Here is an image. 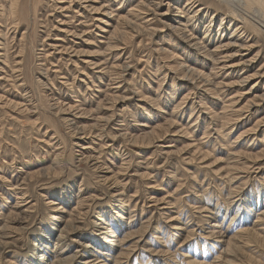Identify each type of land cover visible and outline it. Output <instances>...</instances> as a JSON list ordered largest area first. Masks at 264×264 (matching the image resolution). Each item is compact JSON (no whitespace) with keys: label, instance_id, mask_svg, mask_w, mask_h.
<instances>
[{"label":"rangeland","instance_id":"374dc122","mask_svg":"<svg viewBox=\"0 0 264 264\" xmlns=\"http://www.w3.org/2000/svg\"><path fill=\"white\" fill-rule=\"evenodd\" d=\"M140 1L90 0L84 4L90 6L83 9L77 2L70 5L71 0H20L16 8L21 10L17 13L21 21L14 25L18 17L11 13L13 0H0V225L10 211L18 212L12 216L17 219L8 222L6 232L13 243L1 250V264H7V260L11 264H39L44 258L42 264L58 263L55 240L50 242L48 254L43 255L38 248L39 238L46 227L55 224L54 207L63 205L66 216L74 212L80 200L84 202L79 204L77 230L65 241L68 248L80 250L73 264H94L99 259L98 249L91 253L78 247V239L86 236L104 241L98 237L102 235L100 228L109 224L118 227L116 238L123 240L129 230L141 225L145 228L123 246L135 248L128 261L122 258L120 264H193L195 259L210 262L221 255L227 259V253L222 254L225 241L234 238L235 243L243 245L246 237L253 240L243 247L235 264H264V245L254 239L255 233L264 238V220L257 218L260 210L241 217L245 204L240 215L232 219L235 213L226 211L224 205L239 190L244 199L250 189L264 196V100L259 97L264 92V76H256L264 68V34L248 25L250 37L254 36L250 43L257 45L241 49L240 38L237 45L227 46L236 26H229L230 21L222 23L228 6L219 0H193L197 2L196 9L204 8L191 21L199 25L194 31L198 38H181L164 22L168 15L150 21V26L158 28L149 37L127 25L131 19L146 26V20L153 18ZM186 1L160 0L157 9L166 12L172 4L180 2L182 7ZM117 5L119 9H115ZM63 6L67 9L60 8ZM183 10L173 13L180 23L188 22L187 8ZM96 17L99 20H93ZM210 21L213 39L207 43L210 53L206 54L195 49L194 41L205 40L202 37ZM97 24L105 30L97 28ZM116 28L118 41L111 38ZM159 47L166 51H156ZM241 60L247 61L242 64ZM224 63L230 67L222 69ZM125 64L129 65L126 69ZM188 66L210 75L214 85L205 82L197 88L184 76ZM246 77L248 81L244 82ZM201 100L206 108L218 113L213 123L216 120L219 125L218 132L211 129L212 136L203 139L212 115L200 106L199 121L193 125ZM180 101H185L184 120L179 118L171 126V112ZM70 103L82 104L87 114L68 110ZM59 106L66 110L60 112ZM71 112L82 115L80 124L92 127V132L74 136L61 119ZM100 115L111 116L112 120L98 135L100 126L95 123L102 122L94 118ZM119 128L122 133L129 131L138 136V142L120 137ZM221 129L222 138L213 145L211 140ZM110 133L119 136L113 138ZM160 134L164 136L162 141L147 143ZM167 149H173V154H165ZM229 153L234 157L230 158ZM57 154L64 159L63 170L47 174L45 170L55 166ZM231 163L243 170L236 180L226 173ZM79 187L83 188L81 192ZM118 189L123 191L121 199L113 195ZM195 191L207 194L200 199ZM117 200L131 208L120 211ZM207 200L212 206L219 202L222 212L218 216L215 210L203 208ZM101 217L105 224H100ZM64 224H59L60 229ZM243 227L253 233L243 235ZM213 228L218 232L216 237L208 236ZM158 235L161 237L157 239ZM121 246L122 243L115 247L109 257L106 250H101L100 259L110 258L105 260L107 264L116 263L113 260Z\"/></svg>","mask_w":264,"mask_h":264},{"label":"bare ground","instance_id":"6f19581e","mask_svg":"<svg viewBox=\"0 0 264 264\" xmlns=\"http://www.w3.org/2000/svg\"><path fill=\"white\" fill-rule=\"evenodd\" d=\"M53 1H55V0H53ZM87 1H90V0H79L78 2L76 1V0H71V3H70V5L72 4V2H77L78 4H79V6L80 7H84V8H88V6H90V5H84V4H86L87 3ZM197 1V0H196ZM196 1H193V0H187L186 2H185V4H184V6H180V2H177V4H179V5H173L172 4V9H168L166 12H160V11H158L159 9H157L158 7H160V0H141L140 1V3L139 4H141L142 6H144V10H145V12L146 13H151V15H153V18H149L148 20H146V22H148V25H146V26H143V25H139L138 23H136V22H133V20H129L128 21V26L129 27H131L132 29H134V31L135 32H137V33H139V32H141V31H144L145 32V34L146 35H148L149 37H151L153 34H154V32H155V30L158 28V27H153V26H150L151 25V20H153V19H156V17L157 16H159V15H163V16H166V15H168V16H166V18H165V20H164V22H168L167 23V26H169L170 27V29H172L173 31H175V32H177V34L179 35V36H181V38H188V40H191L192 38H198V37H196L195 36V29H197V25L196 24H192V22L191 21H193V19H194V17L195 16H198V14H201V11L204 9L203 7H201L200 6V8H198V9H196L195 7H197L196 6V3L198 2H196ZM220 1V3H225V5H227L228 6V10H227V12L223 15V17H222V23H226V22H228V21H230V24H229V26L230 25H233V24H235L234 26H235V28H234V30L233 31H231V35L229 36V39H228V43L227 44H225V45H227V46H229V45H237L236 44V42H237V40L238 39H243L242 40V42L240 43V48L241 49H246V48H253L254 46H256L257 45V42L256 43H250L251 42V40L253 39V37L254 36H251L250 37V34L248 33V31H247V26L248 25H250L255 31H256V33H262V34H264V0H219ZM20 2V0H13V3L11 4V13L14 15V16H16V17H18L17 19H15V23L16 24H14V25H18L19 24V22L21 21V19L19 18V16H18V14L17 13H19L21 10L18 8H16V6L18 5V3ZM198 6L200 5V3H198L197 4ZM56 4L55 5H53V7H54V9H56ZM102 6V5H101ZM224 6V5H223ZM100 7V6H99ZM138 7H139V5H138ZM184 7L185 8H187V11H188V14H187V17H188V22H186V23H180V22H178V16H175L173 13L175 12V13H180V12H185L183 9H184ZM60 8H62V9H67V7H60ZM83 8V9H84ZM120 7L117 5V7L115 8V9H119ZM141 8V7H140ZM248 9H251V10H248ZM20 10V11H19ZM90 10V9H89ZM141 10H142V8H141ZM143 10V11H144ZM193 12V13H192ZM21 13V12H20ZM111 15H113V12H111ZM213 16L214 15H212L211 16V18H213ZM66 17H68V16H66ZM93 20H99V17L97 18L96 17V19H94L93 18ZM197 20H198V18H195V22H197ZM13 22V23H14ZM150 22V23H149ZM105 23H107L106 25H109V22H105ZM210 23L211 24H209V23H207L208 24V28L206 29V32L204 33V35H203V39H205L204 41L202 40V39H199V40H195L194 41V47H195V49H199V50H201V52H204V53H210V48L208 47V45H207V43H209L212 39H213V35H212V33H210V26H212V21H210ZM189 25H191V27H189ZM199 26V25H198ZM229 26H225L224 25V27L223 28H228ZM97 28H100L102 31H104L105 29L103 28V27H101V26H99L98 24H97ZM222 28V27H221ZM131 29V30H132ZM118 30H119V28H116V31L114 32V34H112L111 35V38H113V39H115V41H118V35H117V33H118ZM61 31H63V30H61ZM241 32V33H240ZM77 34V33H76ZM24 37V36H23ZM250 37V38H249ZM52 46V45H51ZM248 46V47H247ZM52 47H55V45L54 46H52ZM218 47H220L219 45L218 46H216V48L215 49H218ZM70 48H72V47H70ZM64 49L65 50H68L69 48H65L64 47ZM160 51V50H162V51H166V48H163V47H159V48H156V51ZM214 51L215 50H213L212 52L214 53ZM75 52H77L78 53V51H75ZM174 55V54H173ZM216 60H218V59H216ZM251 60V59H250ZM219 62L221 61V59H219L218 60ZM242 62V64L243 63H246V61L247 60H241ZM86 63H90V64H92V61L91 60H86L85 61ZM240 63V64H241ZM216 64H220V63H216ZM129 65L128 64H125V69L128 67ZM221 67H223L222 69H227V67H230V66H228V64L227 63H224ZM232 67V66H231ZM263 69L264 68H261L259 71H257V74H256V76H260V77H263L264 76V71H263ZM81 73H83V74H85L84 73V71H82ZM184 76H187L188 77V79H191L192 81H193V85H196V87L198 88H200V83H205V82H207V83H211L212 85H214V83L213 82H210L211 80H210V75H207V74H205L204 73V71H202L201 69H198V68H196V67H194V66H188L187 68H186V72L184 73ZM245 81L244 82H246V81H248V78L246 77V79H244ZM88 83V82H87ZM118 87H120V86H118ZM117 87V88H118ZM193 88H195L194 86H193ZM121 89V88H120ZM117 91V90H116ZM73 97V96H72ZM260 97V99H262V100H264V92H262V94L259 96ZM187 99V98H186ZM75 102H76V100H75ZM204 100H201V103H199V110H197L198 111V114L196 115V117H195V119H196V121L193 123V125H195V124H197V122L199 121L198 119H199V115H200V106H202V107H205L206 108V106L204 105ZM59 103H60V101H59ZM77 103V102H76ZM83 103H84V101H83ZM183 103H185V101H180L179 102V104L177 105V106H175L174 107V109H173V111L171 112V122L169 123V125H171V124H173V123H175V122H177V119H179V118H181V119H183L182 117H184V115H183V113H184V105H183ZM70 104H72V103H70ZM100 106H101V108L102 109H105V106H102L103 105V103H102V101L100 102ZM192 104H195L194 102H192ZM82 104H77V106L75 105H69L68 106V110H76V109H78L79 111L81 110V111H83L82 112V114L84 113V114H87L86 113V108H84L83 106H82V108L80 107ZM183 105V111L181 110H179V108L181 107ZM57 106V105H56ZM65 106V105H64ZM189 106V105H188ZM208 106V105H207ZM188 108V107H187ZM58 109H59V111L61 112V111H64V110H66V109H63V107L61 106H59L58 107ZM207 109V112L206 113H208V114H211L212 116H211V124L209 123V125H207L206 127H205V132H204V136L201 138V139H203V138H208V137H210L209 135H211L212 136V130L211 129H214V130H216V132H218V130H219V125H218V123L216 122V120L214 121V123H213V120L215 119V118H217V116H218V113L217 112H213V110H209V108H206ZM181 112L180 114L178 113L179 111ZM196 110V109H195ZM195 110L193 111L192 110V112L194 113L195 112ZM237 111H239V110H237ZM115 113V112H114ZM193 113L191 114V117H192V115H193ZM195 114V113H194ZM113 115V114H112ZM121 115V114H120ZM243 114L242 113H240V116H242ZM238 116V115H237ZM84 117H86V116H84ZM81 118H83V116L82 115H78V114H76V113H73L72 114V112H71V114H69V116H62L61 117V119L62 120H64L63 122H65L66 123V125H69L70 126V129L72 130V132H73V134H74V136H77V135H79L81 132L82 133H88V131H89V133H91L92 132V127H89L87 124H80L81 123ZM95 120L97 119V121H101L102 123L99 125V122H97V123H95V126H100L99 127V129H100V131H99V133H98V135H101V133L102 132H104L105 130H106V127L109 125V123L111 122V120H112V117L111 116H104V115H100V117H97V118H94ZM194 119V120H195ZM204 119V121L206 120V118H203ZM226 119H228V118H226ZM184 120V119H183ZM204 121H201V124L204 122ZM258 124L259 123H257V125L256 126H258ZM200 125V124H199ZM171 126H173V125H171ZM198 125H196V127H197ZM201 126V125H200ZM255 126V127H256ZM111 129V128H110ZM88 130V131H87ZM117 130V129H116ZM119 130H120V128H119ZM119 130H117V131H119ZM123 130V129H122ZM126 130V129H125ZM111 131V130H110ZM121 131V130H120ZM166 131L168 132L169 131V128H166ZM178 131H180V132H184V130L183 129H179ZM124 132V131H123ZM166 132V133H167ZM187 132V131H186ZM221 132V133H220ZM219 133H217L218 135L215 137V138H213L212 140H211V143H214V142H218L219 140H220V138H222V136L220 135V134H222V129H221V131H220ZM116 133V132H115ZM118 133V132H117ZM111 135H112V137L113 138H116L117 136H119V135H113L112 133H110ZM121 136L120 137H123V139H127V140H129L130 142H138V136H136V135H132L129 131L127 132V131H125L124 133H122V131H121V134H120ZM228 135H229V133H228ZM104 136V135H103ZM107 136V135H106ZM130 137V138H129ZM164 137V136H163ZM162 137V134H160V135H158L157 137H154V138H152L151 140H149L147 143L148 144H154V143H156V142H159V141H162L164 138ZM240 137H241V135H240ZM240 137H237V138H240ZM83 138V137H82ZM120 139V138H119ZM210 139V138H209ZM227 138H225L224 140H226ZM112 140V139H111ZM118 140V139H117ZM126 140V141H127ZM207 140L208 139H205V141L204 142H207ZM214 140V141H213ZM107 142V141H106ZM203 142V143H204ZM209 142V141H208ZM127 143V142H126ZM213 145H215V143L213 144ZM111 146V145H110ZM171 146H173V145H171ZM171 146H164V147H171ZM223 146H225V145H223ZM87 147H89V146H87ZM107 147V146H106ZM160 147V146H159ZM161 150L160 151H162L163 150V148H160ZM138 154V153H137ZM165 154H173V149H171V150H168L167 149V151H165ZM229 155L231 156V154L229 153ZM234 156H231L230 158H233ZM168 158V157H167ZM237 160V159H236ZM232 162H235L234 160H232ZM262 162V161H261ZM54 164H55V166L53 165H51V166H49L48 168H46V172H47V174H50V172H55V171H57V170H59V169H62V167H63V164H64V159L63 158H61L60 157V155L59 154H57L56 156H55V159H54ZM58 168V169H57ZM63 170V169H62ZM196 170V169H195ZM243 171V170H242ZM241 171V169L238 167H236V164L235 163H231L230 165H229V171H227L226 173H227V175H229L230 177H231V180H236L238 177H239V174H240V172H242ZM259 171V170H258ZM34 174V173H33ZM54 174V173H53ZM56 174V173H55ZM123 175V174H122ZM193 175V174H192ZM228 177V176H227ZM8 179V178H7ZM241 179V178H240ZM118 181V180H117ZM16 182V181H15ZM18 183V182H17ZM209 183V182H208ZM16 184V183H15ZM203 184V183H202ZM234 184V183H233ZM19 184H17V186H18ZM16 186V187H17ZM200 186V185H199ZM202 187V186H201ZM238 187V186H237ZM70 188V187H69ZM246 188V187H245ZM244 189V188H243ZM247 189V188H246ZM83 190V188H81V187H79L78 188V191L79 192H81ZM236 190V189H235ZM255 190V191H254ZM207 191V190H206ZM74 192V191H73ZM242 192V190H239V191H237V195L235 196V197H233L232 198V196H231V198H229V200H228V203L227 204H224V205H226V211L229 209L230 210V213L232 214V213H235V214H233V217H232V219H235V217H236V215L237 214H239V210H240V208H241V206L242 207H244V205L246 204V208H245V211H244V214H241V217H244L245 215H249L250 213H255V211L256 210H260V212H259V216L257 217L258 218V220L260 221V220H264V196H263V198H262V196L261 195H259V194H257L256 192H258V193H260V191H257L256 189H250V190H248V195L246 196V198L244 199V197H243V194L241 193ZM245 191H243V193H244ZM69 193H71V192H69ZM240 193L242 194L241 195V198L243 197V199L241 200V198L238 200V196H240ZM62 194V193H61ZM72 194V193H71ZM207 193L206 192H200V191H195V195H196V197H202L203 195H206ZM230 194H232V193H230ZM77 195V194H76ZM80 194H78L77 196H79ZM82 195V194H81ZM113 195H116V198L117 197H122L123 196V191H120L119 189L116 191V193L115 194H113ZM260 196H261V198H260ZM82 197V196H81ZM153 197V196H152ZM207 197V196H206ZM66 198H67V196H66ZM118 198V199H119ZM203 198H205V196H203ZM251 198H253L252 200H251ZM57 199V198H56ZM64 199V198H63ZM67 199H69V198H67ZM79 199V198H78ZM121 199V198H120ZM153 199H154V197H153ZM201 199V198H200ZM199 199V201L200 202H202L201 200ZM151 200H152V198H151ZM206 200V199H205ZM240 200H241V202H240ZM52 201V200H51ZM87 201V200H86ZM118 202H120L119 203V210L120 211H122V210H124V209H126V208H129V207H125L124 205H123V201L122 200H117ZM53 202V201H52ZM66 202V201H65ZM81 202H84V200L82 201V200H80V201H78V205H76V207L73 209L74 210V212L73 213H69V215H66V216H64V214H66V213H62V212H64V207H63V205H58V207H54V209H53V211H56V212H54L53 213V219L55 220V224H51V225H49L48 227H46V229H44L43 231H42V235H41V237L39 238V249H40V252H42V254L43 255H47L48 254V250H50L49 249V246H50V242H52V240L54 239L55 240V242H54V244H55V247L56 248H58L57 249V251L55 252V256L57 257V262L58 263H56V264H73V262L75 261V258H76V254L77 253H79V249H76L75 251L73 250V249H70V248H68V246H67V244H66V242L65 241H67V239L66 238H68V236H70L71 234H73V233H75L74 231L75 230H77V228H76V225H77V221H78V214H79V210H80V208H79V204L81 203ZM206 202V201H205ZM207 202H208V200H207ZM206 202V204H207V206L206 205H204L203 206V208L205 207L206 208V210H208L209 212L210 211H214L215 210V213L217 214V216L220 214V212H222L221 211V209H220V206H219V202H217L215 205L213 204V206H212V202H208L207 203ZM203 203V202H202ZM52 204V203H51ZM203 204H205V203H203ZM253 206V207H252ZM114 207V206H113ZM131 208V207H130ZM107 210H108V208H107ZM111 210V209H110ZM118 210V212H117V215L120 213V211ZM225 210V209H224ZM26 211V210H25ZM29 211V210H28ZM15 213H18V212H16V211H14ZM22 212V211H21ZM21 212H19V214L21 213ZM77 212V217L76 218H74V214ZM110 212V211H109ZM131 212V211H130ZM129 212V213H130ZM13 214V211H10L9 212V214L7 215V216H5V218H7V220H6V222H4L2 225H0L1 227H0V254H1V250L2 249H5L7 246H9L10 244H12L13 243V240L11 239V235L9 234V236H8V233L6 232L9 228H10V225H9V223L8 222H10L11 221V219H17V217H13L12 218V216H17L18 214ZM112 213V212H111ZM105 214V213H104ZM115 214V213H114ZM102 215V214H101ZM100 215V216H101ZM106 215H107V213H106ZM133 215V214H132ZM240 215V214H239ZM238 215V216H239ZM108 216V215H107ZM111 216V215H110ZM113 216V215H112ZM122 216V215H121ZM120 216V217H121ZM249 216H251V215H249ZM106 217V216H105ZM104 217V218H105ZM116 217V216H115ZM246 217H248V216H246ZM2 218H4V217H2ZM80 218V217H79ZM245 218V217H244ZM249 218V217H248ZM108 219H109V217H108ZM116 219V218H115ZM142 219V218H141ZM243 219V218H242ZM28 220V219H27ZM99 220H101V222H100V224H105L103 221H104V219H103V217H101ZM17 221V220H16ZM65 223L64 225H63V227L60 229V226H59V224L60 223ZM241 222V221H240ZM118 223H120V222H118ZM264 224V223H263ZM117 225V224H116ZM145 225V224H144ZM131 226V225H130ZM142 226V225H141ZM139 227L138 229H135V230H129L130 232L127 234V235H124V237L123 238H125L124 240L122 239V238H120V239H118V238H116V237H118L119 235H117L116 234V232H117V230H118V227L117 226H114V224H109V225H107V226H105V225H103L102 227L103 228H100V230H102V231H100L99 232V234H102V235H99L98 237H101V239H104V241H101L100 240V238H96V240L95 239H93V240H90V238L89 237H86V236H82V235H80V236H82L83 237V239H78V242L80 243L79 245H78V247H80V246H83V247H85L87 250H89L91 253H92V251H95V248L96 249H98V254H97V256H96V258L98 259V260H96V261H93L94 262V264H97V263H99V264H107V262H105V260L106 261H108L107 259H110V258H105V260H102V259H100V258H102V253L104 252V250H106L105 252H106V255H108V257L112 254V252H114V249H115V247H117L119 244H121L122 243V246L120 247V250H121V252H119V254H118V256L116 257V258H114V260L113 261H116V263L115 264H120V262H123V261H121V259L123 258H125L127 261H128V257L131 255V252L133 251V248H135V245H127L125 248H123V246H125L129 241H131V239H132V237L133 236H136L137 237V234H139V233H143V231L145 230V228H144V226H142V227ZM146 227V226H145ZM148 227V226H147ZM175 227V226H174ZM179 227V226H178ZM190 227V226H189ZM25 228V226L23 227L22 226V228L21 229H24ZM108 228V229H107ZM175 228H177V227H175ZM180 228V227H179ZM182 228V227H181ZM180 228V229H181ZM210 228V227H209ZM182 229H184V228H182ZM194 231V230H193ZM192 231V232H193ZM119 232V231H118ZM245 232H250V230L247 228V227H243L242 228V230H241V233H243V235L245 234ZM252 232V231H251ZM250 232V233H251ZM127 233V232H126ZM157 233V232H156ZM215 233H218L214 228L213 229H211L210 231H209V233H208V236H213V237H216V236H214V234ZM253 233V232H252ZM191 234V233H190ZM220 235H223V234H221V233H219ZM78 235V234H77ZM150 235V234H149ZM178 235V234H177ZM248 235V234H247ZM127 236V237H126ZM147 236V235H146ZM156 236V235H155ZM251 236V235H250ZM158 237L160 238L161 236L160 235H158L157 236V239H158ZM94 238V237H93ZM140 238V237H139ZM168 238V237H167ZM170 238V237H169ZM176 238V237H175ZM89 239V240H88ZM147 239H149L148 237H147ZM151 239H153V237L151 238ZM246 239V241L245 242H243L242 241V243H243V245L242 244H238V243H235L233 240H235L234 238H230L229 239V241H225L227 244H226V248L224 249L225 251H223L222 250V254H225V253H227V259H226V257L225 256H223V258L224 259H222V255L221 256H216L213 260L214 261H208V262H205L204 260L202 261H199V260H197V259H195V260H193V261H191L193 264H235L236 263V261L237 260H239L238 259V257H237V255L239 254V253H242V249H243V247H246V246H248L247 244L249 243V242H251L252 240L251 239H249V237H246L245 238ZM254 239H255V241H259L260 243L259 244H261L262 246L264 245L263 243H264V238L263 237H261V239H260V235L258 234V233H255V235H254ZM140 240V239H139ZM143 240V239H142ZM164 239H162V241H163ZM171 240V239H170ZM176 240V239H175ZM228 240V239H227ZM162 241H160L161 243H162ZM165 241V240H164ZM168 241V240H167ZM166 241V242H167ZM236 241V240H235ZM149 242V241H148ZM154 242V241H153ZM169 242V241H168ZM237 242V241H236ZM262 242V243H261ZM157 243H158V241H157ZM170 243H171V241H170ZM197 243H198V241H197ZM204 243V242H203ZM206 243V242H205ZM256 243V242H255ZM147 244H149V243H147ZM164 244V243H163ZM150 245L152 246V243H151V241H150ZM170 245V244H169ZM142 246V245H141ZM166 246V245H165ZM192 246H194V245H192ZM196 246H197V244H196ZM195 246V247H196ZM163 247V246H162ZM55 248V249H56ZM167 248V247H166ZM207 248V247H206ZM205 248V249H206ZM169 249H171V248H169ZM192 249V248H191ZM197 249V248H196ZM36 250L38 251V249L36 248ZM101 250H103V252L101 251ZM162 250V249H161ZM187 250H188V248H187ZM195 250V249H194ZM208 250V249H207ZM207 250H205V251H203L204 253H206L207 252ZM165 251V250H164ZM245 251V250H244ZM96 252V251H95ZM102 252V253H101ZM165 252H167V250L165 251ZM88 252L87 251H85V253L84 254H87ZM184 253V252H183ZM247 253V252H246ZM264 254V253H263ZM186 255V254H185ZM206 255V254H205ZM205 255L203 256V257H205ZM220 255V254H219ZM197 256V255H196ZM241 256V255H240ZM249 256V255H248ZM235 257H236V259H235ZM245 256H243L242 258H244ZM250 257V256H249ZM3 258V257H2ZM41 258V257H40ZM188 258V257H187ZM200 258V257H199ZM246 259V258H245ZM245 259H243V260H245ZM250 259V258H249ZM0 260H1V257H0ZM5 260H7V259H5ZM8 261V263L7 264H11V262L9 261V260H7ZM43 261H45V258L42 260H40L38 263L39 264H42V263H44ZM89 261H92V260H89ZM88 261V262H89ZM250 261H252V259H250ZM10 262V263H9ZM183 262V261H182ZM190 262V261H189ZM253 262H255V261H253ZM14 263H16V262H14ZM13 263V264H14ZM89 263H91V262H89ZM113 263V264H114ZM1 264V263H0ZM53 264H55V263H53ZM110 264V263H109ZM159 264H162V263H159ZM183 264V263H182Z\"/></svg>","mask_w":264,"mask_h":264}]
</instances>
